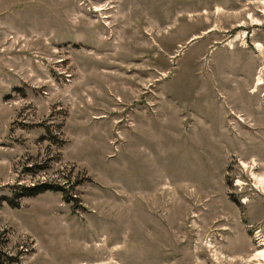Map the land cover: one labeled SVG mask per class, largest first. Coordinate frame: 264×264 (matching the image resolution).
Returning <instances> with one entry per match:
<instances>
[{
    "label": "rangeland",
    "instance_id": "obj_1",
    "mask_svg": "<svg viewBox=\"0 0 264 264\" xmlns=\"http://www.w3.org/2000/svg\"><path fill=\"white\" fill-rule=\"evenodd\" d=\"M263 249L264 0H0V264Z\"/></svg>",
    "mask_w": 264,
    "mask_h": 264
},
{
    "label": "trees",
    "instance_id": "obj_2",
    "mask_svg": "<svg viewBox=\"0 0 264 264\" xmlns=\"http://www.w3.org/2000/svg\"><path fill=\"white\" fill-rule=\"evenodd\" d=\"M22 197H33L38 194L44 193L46 191H62V187L58 186L57 184H48V183H41V184H34V185H26L22 186ZM11 205L17 206L14 202H10ZM8 263L7 260L4 263Z\"/></svg>",
    "mask_w": 264,
    "mask_h": 264
},
{
    "label": "bare ground",
    "instance_id": "obj_3",
    "mask_svg": "<svg viewBox=\"0 0 264 264\" xmlns=\"http://www.w3.org/2000/svg\"><path fill=\"white\" fill-rule=\"evenodd\" d=\"M257 81H258L257 85H258V84H261V83H262V79H261V77H258V78H257ZM258 254H259L260 256H262L263 259H264V249H263V250H260V251L258 252ZM257 256H258V255H257Z\"/></svg>",
    "mask_w": 264,
    "mask_h": 264
}]
</instances>
